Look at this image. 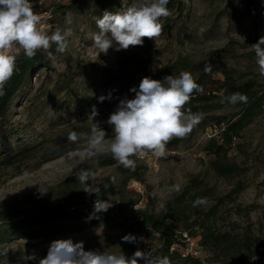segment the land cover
I'll list each match as a JSON object with an SVG mask.
<instances>
[{
  "label": "rangeland",
  "instance_id": "rangeland-1",
  "mask_svg": "<svg viewBox=\"0 0 264 264\" xmlns=\"http://www.w3.org/2000/svg\"><path fill=\"white\" fill-rule=\"evenodd\" d=\"M129 3H82L69 8L67 14L58 11L50 19L44 16L45 6L34 5L41 15V27L49 34L57 27H71L73 35L66 52L58 53L52 46L54 59L47 55L49 67L43 65L34 71L28 89L13 102L7 121L0 126V132L16 128L21 146L37 147L28 159L16 155L19 147L14 139L3 151L0 147V209L45 210L66 191L91 204L84 185L76 178V172L83 168L95 174L88 186L91 191L106 182L112 186L107 200L112 202L109 209L113 220L79 223L52 238H23L0 244V264H37L27 261L26 256L35 253L38 259L43 258L53 240L68 238L83 241L85 250H122L127 256L137 248L155 250L160 241L136 225V210L148 208L160 213L194 179L207 189L202 196L207 204L169 224L178 233L194 225L192 230L197 234L188 237L184 232L181 245L174 249L204 264H264V103L229 150V159L240 166L241 174L219 176L211 167L214 157L205 151L210 138L220 132L217 122L221 118L226 122L236 120L243 109L242 105L220 102L221 96L227 95L223 85L252 82L258 92H264V77L258 75L250 47L264 36V0H170L167 7L171 15L162 19L163 34L159 38H144L143 46L121 51L113 48L107 55L99 54L92 46L93 34L98 32L97 17L105 10L119 11ZM69 14L71 25L65 23ZM206 63L213 66L210 74L203 71ZM181 71L191 72L196 81L205 77L203 99L188 105L199 108L203 118L187 137L170 141L176 142L167 146L166 157L138 159L140 180H127L119 172L118 163L103 165L114 160L106 145L88 156L83 137L75 143L67 140L72 131L90 133L93 105L99 111L96 120L111 137L106 121L120 99L134 97L132 87L138 88L146 76L162 80ZM109 94L110 99L99 101ZM25 172L29 174L27 179ZM174 185L179 186L178 192L170 191ZM200 225L208 229L203 232L207 238ZM129 233L144 240L123 242L121 238ZM261 250L262 257L254 256Z\"/></svg>",
  "mask_w": 264,
  "mask_h": 264
},
{
  "label": "clouds",
  "instance_id": "clouds-1",
  "mask_svg": "<svg viewBox=\"0 0 264 264\" xmlns=\"http://www.w3.org/2000/svg\"><path fill=\"white\" fill-rule=\"evenodd\" d=\"M170 0H130L127 7L113 12L105 10L97 17L98 32L93 34L92 46L99 54H108L109 49L115 51L128 50L130 47L143 46L144 38L155 40L163 34V18L171 15L167 7ZM50 16L51 13H48ZM65 23L71 25L70 14ZM41 15L34 10L33 0H0V97L6 95V85L12 79L17 69V56L22 52L28 59H33L40 50L50 59H54L50 51L55 45V51L64 53L69 47V38L73 35L71 27H57L49 32L41 27ZM203 32V29H201ZM264 36L250 47L255 53V65L258 75L264 77ZM205 74L213 71L209 63L204 65ZM133 98L125 96L120 99L115 110L109 115L106 123L112 130L111 137L96 120L99 115L95 105L89 116L94 121L90 133L72 131L67 140L75 143L81 137L87 141L86 154L92 156L106 145L111 157L126 169L134 170L138 159L151 155L154 158H164L168 155L167 145L173 139L187 137L199 125L203 115L193 112L188 105L193 95L202 93L203 87L189 71H181L178 75H167L162 80L143 77L138 88L132 87ZM109 97L101 96L103 102ZM222 104L237 105L247 103L248 97L239 92L222 95ZM24 173V178H28ZM77 180L84 185L83 191L88 194V187L94 182L95 174L88 169L76 172ZM32 186V185H30ZM174 185L170 191H179ZM207 204L206 197H198L193 207ZM112 202L98 198L94 202V213L107 212ZM123 242L136 243L144 238L126 234ZM27 261H37V264H170L168 257L156 255L151 249L137 250L127 256L120 252L107 250H85L83 241L73 239L53 240L43 258H37L33 253L26 256Z\"/></svg>",
  "mask_w": 264,
  "mask_h": 264
},
{
  "label": "trees",
  "instance_id": "trees-1",
  "mask_svg": "<svg viewBox=\"0 0 264 264\" xmlns=\"http://www.w3.org/2000/svg\"><path fill=\"white\" fill-rule=\"evenodd\" d=\"M101 1L103 0H77L71 6L61 8L62 10L60 9L58 11L67 14L69 8L75 5L82 3L89 4L92 2L99 4ZM16 63L18 71L6 85V95L0 97V126H4L7 121L13 102L22 96L28 89L34 71L43 65L48 68L50 60L47 58V54L40 50L33 59L26 58L22 53L17 57ZM197 83L205 89V77L200 78ZM223 90L226 91V94L239 92L248 97L247 103L237 104L242 105L243 109L242 112L236 116V120L226 122L224 118H221V120L217 122L220 127V132L217 136H212L205 146V151L214 157L210 162L213 170L221 177H229L241 174L240 166L230 161L228 156L229 150L236 146V139L240 137V132L244 126L252 120L257 111L262 110L264 92H258L252 82L238 86L233 84L227 86L224 84ZM202 93L194 94L190 104L201 102L204 97ZM190 108L193 112L200 111L197 107L191 106ZM17 132V129L13 127L11 129L2 130L0 132V147L3 151V149H6V143L14 139L19 147L16 155L21 159H28L37 147L21 146V138ZM175 142L176 141L170 142L167 146L174 145ZM116 163L115 160H109L103 165H114ZM136 169L137 166L134 170L126 169L121 165L118 166L119 172L127 180H140ZM93 191L97 192V195L95 193L88 194V197L92 200L91 204L82 202L78 194L66 191L55 204L45 210L42 208H24L21 210L0 209V244L23 238L56 237L72 229L79 223H111L113 220L111 209H108L107 212L94 213L92 204L96 201L97 196L102 200H107L108 196L111 194L112 186L106 182L97 185ZM205 191H207V189L203 187V183L194 179L182 193L170 199L164 205L160 213L156 214L150 212L148 208L136 210L138 213L136 225L141 229H147L149 234L157 236L160 241L159 247L155 250L152 249L156 255L168 257L170 262L204 264L199 258H195L190 254L184 255L179 250L174 249L176 245H181L180 238H183L184 232H188V237H195L197 235L194 230H192L195 226H185L178 233L177 231L174 232L169 224L181 221L182 217L189 211L197 208L193 207V202L198 197H202ZM210 213L214 215L213 211ZM200 227L203 230L202 233L208 232L205 226L200 225ZM204 233L202 235L207 238V234ZM209 235L210 234H208V236ZM262 252L261 250L254 256L260 258L263 255ZM139 264H144V262L139 261Z\"/></svg>",
  "mask_w": 264,
  "mask_h": 264
},
{
  "label": "built area",
  "instance_id": "built-area-1",
  "mask_svg": "<svg viewBox=\"0 0 264 264\" xmlns=\"http://www.w3.org/2000/svg\"><path fill=\"white\" fill-rule=\"evenodd\" d=\"M76 1L77 0H33V4L35 6H45L46 11L44 16L46 19H50L58 12V10L71 6ZM48 13H51V15L49 16ZM92 207L94 208V203L92 204Z\"/></svg>",
  "mask_w": 264,
  "mask_h": 264
}]
</instances>
